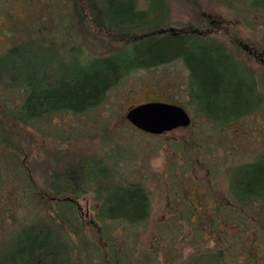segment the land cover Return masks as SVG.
Listing matches in <instances>:
<instances>
[{
  "label": "rangeland",
  "instance_id": "1",
  "mask_svg": "<svg viewBox=\"0 0 264 264\" xmlns=\"http://www.w3.org/2000/svg\"><path fill=\"white\" fill-rule=\"evenodd\" d=\"M168 2L172 27L194 22L200 10L227 26L222 41L252 66L262 96L259 108L225 126L208 121L188 103L187 71L175 60L130 72L81 114L55 112L22 126L9 117L22 90L0 82V124L16 146L10 151L0 137V245L23 224L46 222L49 214L63 220L74 242V231L84 236L92 264H106V254L110 264H264V213L257 214L256 207L232 208L237 214L227 210L225 191V170L264 150V9L227 10L215 0ZM66 8L62 0H0V51L9 36L26 28L39 33L48 26L53 37H62L70 21L62 28L58 15ZM146 101L182 106L189 125L150 135L122 120L129 107ZM56 151L94 152L115 179L141 182L149 193L148 218L137 226L122 220L101 224L94 217L98 200L90 193L79 197L76 210L50 196L44 181ZM97 230L108 236L99 239ZM125 251L130 256L123 262Z\"/></svg>",
  "mask_w": 264,
  "mask_h": 264
},
{
  "label": "trees",
  "instance_id": "2",
  "mask_svg": "<svg viewBox=\"0 0 264 264\" xmlns=\"http://www.w3.org/2000/svg\"><path fill=\"white\" fill-rule=\"evenodd\" d=\"M215 1L227 10L264 9V0ZM62 3H66L67 11L66 16L58 15V25L63 28L65 19L70 21L62 37H53L55 33L48 26L39 28V33L26 28L22 34L9 36L7 46L0 51V82H5L4 87L20 88L23 95L9 116L12 121L25 126L55 112L81 114L97 106L130 72L175 60L187 71L188 103L208 121L225 126L261 105L262 96L252 66L222 41L228 37L227 26L203 11H195L194 22L172 27L168 0H62ZM262 37L264 40V33ZM260 75L264 83V69ZM122 120L127 122L124 116ZM8 136L9 129L0 124V137L14 151L16 146ZM51 155L44 181L50 196L66 200L76 210L79 197L90 193L98 200L94 217L101 224L122 220L137 226L148 218L149 193L141 182L115 179L109 165L94 152L56 151ZM225 174V191L231 204L227 210L237 214L232 208L241 211L256 207L257 214L264 213V150L250 160L229 166ZM39 202L49 207L41 197ZM47 217L46 222L30 221L12 233L0 245V264L95 261L86 252L83 235L73 232L77 244L61 218L57 222L54 216ZM55 217L58 218L56 213ZM98 231L99 239L108 236L104 230ZM92 246L101 253L96 244ZM123 256V262L129 260L126 251ZM109 260L106 254V264L111 263Z\"/></svg>",
  "mask_w": 264,
  "mask_h": 264
},
{
  "label": "water",
  "instance_id": "3",
  "mask_svg": "<svg viewBox=\"0 0 264 264\" xmlns=\"http://www.w3.org/2000/svg\"><path fill=\"white\" fill-rule=\"evenodd\" d=\"M124 118L137 130L152 135L185 128L190 122V117L182 106L163 101H146L133 105L124 112Z\"/></svg>",
  "mask_w": 264,
  "mask_h": 264
}]
</instances>
